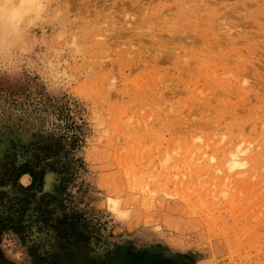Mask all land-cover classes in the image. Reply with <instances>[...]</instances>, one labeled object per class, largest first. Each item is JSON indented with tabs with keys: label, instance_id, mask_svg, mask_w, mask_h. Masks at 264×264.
Here are the masks:
<instances>
[{
	"label": "rangeland",
	"instance_id": "rangeland-1",
	"mask_svg": "<svg viewBox=\"0 0 264 264\" xmlns=\"http://www.w3.org/2000/svg\"><path fill=\"white\" fill-rule=\"evenodd\" d=\"M112 1L13 0L11 16L0 0V264H69L82 248L91 264L123 250L162 264H264V96L235 89L206 119L172 101L127 112L116 72L98 66ZM152 2L174 27L179 3ZM237 149L251 158L233 174Z\"/></svg>",
	"mask_w": 264,
	"mask_h": 264
},
{
	"label": "bare ground",
	"instance_id": "bare-ground-1",
	"mask_svg": "<svg viewBox=\"0 0 264 264\" xmlns=\"http://www.w3.org/2000/svg\"><path fill=\"white\" fill-rule=\"evenodd\" d=\"M117 1L120 10L109 14L110 33L98 41L106 52L98 66L110 74L116 72L119 87L114 94L131 107L127 112L137 108V103L172 101L174 111L199 112L206 119L205 115L220 116L224 97L237 99L236 90H251L244 95L247 100L264 96L259 90L264 84V63L256 66L264 60V40L254 46V29L264 36V0H234L232 4L230 0H187L190 4L182 9L185 0H175L180 12L174 27H168L164 5L155 0H113L111 6ZM119 14H128V22L117 23ZM159 19L165 27H158ZM151 73L163 79V89L151 81ZM201 83L207 84L202 94L198 92ZM249 158L237 149L226 168L241 173ZM197 160L191 159L189 166L200 175L205 164ZM27 178L24 175L21 182ZM123 257L113 264H153V259Z\"/></svg>",
	"mask_w": 264,
	"mask_h": 264
},
{
	"label": "trees",
	"instance_id": "trees-1",
	"mask_svg": "<svg viewBox=\"0 0 264 264\" xmlns=\"http://www.w3.org/2000/svg\"><path fill=\"white\" fill-rule=\"evenodd\" d=\"M26 173H30L31 177L33 178V182H35L36 180V174L33 173L32 171H25ZM23 172V173H25ZM49 181L50 182H53V179L52 178H49ZM79 254H85L86 255V259L82 260L81 258L78 257ZM124 254L125 257H123L122 255ZM119 257H123V258H128V259H136L134 256H131L129 255L127 252H125V250H123L122 252H120L117 256H115V258L109 263V264H113L116 262V260L119 258ZM140 258V257H138ZM144 258V257H143ZM148 259H153L152 263L153 264H162L161 261H159V257H155V256H148L146 257ZM185 261L184 257H182V259H180V261ZM69 264H91L90 263V254L89 252L82 248L78 251H76V253L74 254L73 258H71Z\"/></svg>",
	"mask_w": 264,
	"mask_h": 264
},
{
	"label": "clouds",
	"instance_id": "clouds-1",
	"mask_svg": "<svg viewBox=\"0 0 264 264\" xmlns=\"http://www.w3.org/2000/svg\"><path fill=\"white\" fill-rule=\"evenodd\" d=\"M9 6H10V12L9 15L15 16V7L16 5L13 3V0H8Z\"/></svg>",
	"mask_w": 264,
	"mask_h": 264
}]
</instances>
